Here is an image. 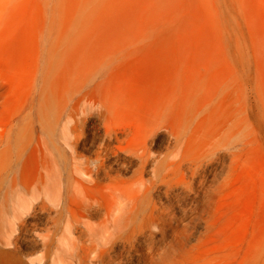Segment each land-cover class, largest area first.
Segmentation results:
<instances>
[{"label": "bare ground", "instance_id": "bare-ground-1", "mask_svg": "<svg viewBox=\"0 0 264 264\" xmlns=\"http://www.w3.org/2000/svg\"><path fill=\"white\" fill-rule=\"evenodd\" d=\"M260 23L244 44L203 0H0L29 81L0 83V264L254 263Z\"/></svg>", "mask_w": 264, "mask_h": 264}, {"label": "rangeland", "instance_id": "rangeland-1", "mask_svg": "<svg viewBox=\"0 0 264 264\" xmlns=\"http://www.w3.org/2000/svg\"><path fill=\"white\" fill-rule=\"evenodd\" d=\"M207 3L208 7L212 8L213 14L215 16L216 25L221 26L224 30L232 31V27L235 22V37L240 35L242 32L244 35L239 40L241 42L247 41V32L244 23L246 19L255 17L259 22L264 23V0H203ZM22 5V4H21ZM20 9L17 10V15H21ZM261 24V23H260ZM262 29L264 25L261 24ZM229 47H231V42L227 41ZM62 55V54H60ZM253 69L251 68L248 72V76H253ZM114 75L118 76V71L114 68V64L109 65L105 73L97 75L94 80L90 83H98L106 78H109ZM25 76L27 82L25 81ZM114 80V79H113ZM0 83H29L27 74L19 72L14 65L7 63L5 60H0ZM249 83H253L250 81ZM200 231V228L196 229V232ZM261 232V242L262 249L258 256H253L252 264H264V229L260 230ZM191 244H194L195 241L191 240Z\"/></svg>", "mask_w": 264, "mask_h": 264}]
</instances>
